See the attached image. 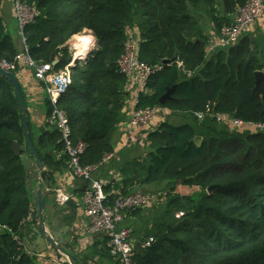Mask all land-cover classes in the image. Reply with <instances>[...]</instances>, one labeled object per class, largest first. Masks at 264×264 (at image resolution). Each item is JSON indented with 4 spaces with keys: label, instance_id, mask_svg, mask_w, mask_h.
Wrapping results in <instances>:
<instances>
[{
    "label": "trees",
    "instance_id": "16d2710c",
    "mask_svg": "<svg viewBox=\"0 0 264 264\" xmlns=\"http://www.w3.org/2000/svg\"><path fill=\"white\" fill-rule=\"evenodd\" d=\"M24 1L36 7L34 23L23 30V37L37 66L58 59L52 70H61L70 59L64 45L85 30L97 40L96 50L81 66L71 68V84L58 102L71 141L86 146L82 165H96L114 154L113 134L129 96V78L119 72L117 60L128 40L135 43L139 61L161 67L146 83L147 93H139L136 109H167L195 121L196 113L212 114L195 125L161 123L146 133L147 153L121 165L117 184L103 185L107 205L143 192L144 186L163 185L162 193H146L152 198L147 208L161 197L165 205L158 217L150 210L143 238L134 249V264H264V131L246 126L264 124V83L257 90L254 76L264 74V50L258 49L248 29L234 46L211 57L206 54V45L248 0ZM9 2L0 0V60L14 62L23 44L19 48L18 34L10 32L3 19L2 9ZM200 18L208 21L210 30ZM172 88V100L160 104ZM45 100L49 117L52 107ZM218 114L245 125L217 124L213 116ZM28 129L46 169L45 181L52 172L68 169L60 133L52 129L35 142L29 118ZM14 143L22 148L19 154L13 151ZM51 150L63 156L56 161ZM23 156L34 166L14 88L0 77V264H33L21 242L22 222L34 209L32 166L23 165ZM180 186L188 195L180 194ZM210 186L218 189L208 194ZM193 187L200 192L196 198L189 193ZM179 212L183 216L176 218ZM34 216L35 222V211Z\"/></svg>",
    "mask_w": 264,
    "mask_h": 264
},
{
    "label": "built area",
    "instance_id": "2783aa9c",
    "mask_svg": "<svg viewBox=\"0 0 264 264\" xmlns=\"http://www.w3.org/2000/svg\"><path fill=\"white\" fill-rule=\"evenodd\" d=\"M14 20L19 34L22 36L23 51L14 62L0 60V68L7 72L14 73L21 68L33 70L38 82L43 85L44 94L52 107L48 117V125L56 129L63 141L64 153L68 157V170L79 180L86 182L82 201L85 208L87 229L91 234H106L107 249L110 255L116 259V264H134L135 250L131 242L130 231L122 226L124 216L128 212L145 209L150 206L152 198L141 191H135L127 196H121L114 200L111 205L106 204V195L103 192V184L96 179V171L103 165L109 163L113 154L103 157V160L93 166L82 165L81 156L85 151V144L82 142L73 143L71 141V130L68 119L63 111L58 108V102L71 84V68L81 66L89 55L86 52L96 50L97 40L93 33L85 30L73 36L64 46L68 50L70 59L61 70H52V64L37 66L28 56L24 45L23 30L34 23L37 15L36 7L28 4L24 0H10ZM264 13V0H248L236 12L233 21L221 27L218 37L206 45L207 57L217 50H224L234 46L244 33L258 20ZM84 39V40H81ZM80 40V41H79ZM84 43V44H83ZM136 45L131 40L125 42L123 51L117 60V67L121 74H125L129 79L137 82V93L134 97V109L127 123L125 138L128 143L134 141L135 132L145 128L153 119L157 109L141 110L136 109L139 93L146 94V83L149 78L161 69L160 66L152 68L138 60L136 56ZM178 68H182L179 60H176ZM190 76V74H188ZM212 114L196 113L197 120H203ZM217 124L240 128L245 124L242 121L232 119L225 115H214ZM255 131H264V124L246 125ZM70 197L62 191H56V204L63 207L69 202ZM183 216V212L176 214V218ZM34 209L28 213L23 220V225H28L34 221ZM146 241L145 245H148Z\"/></svg>",
    "mask_w": 264,
    "mask_h": 264
},
{
    "label": "crops",
    "instance_id": "0c3cea01",
    "mask_svg": "<svg viewBox=\"0 0 264 264\" xmlns=\"http://www.w3.org/2000/svg\"><path fill=\"white\" fill-rule=\"evenodd\" d=\"M2 16L6 23L7 29L12 32L18 38V45L21 48L22 36L19 34L17 25L15 24L12 8L10 2L6 7L2 9ZM253 37V40L259 42V48L264 50V13L258 18L249 30ZM253 41V42H255ZM19 84L22 88L24 95V103L28 112L30 132L33 134V140L37 142L40 134L46 133V137L53 127L48 125V116L46 114V97L44 94L43 85L38 82L34 76L33 70L29 68H21L15 73ZM137 82L135 79H129V85L127 90L129 96L125 99V106L121 110L120 121L115 127L113 134L114 154L112 160L101 166L95 173V177L103 185H108L110 182L118 183V170L121 165L132 158L143 157L147 153L145 144L146 133L154 131L161 123L168 122L172 125H195L196 121L193 117L187 114L174 113L167 109H157L151 122L143 129H139L135 132V139L133 142L128 143L125 138V131L127 123L134 109L133 102L137 93ZM200 139H196L198 144ZM51 154L55 156V160H59L63 154H58L51 150ZM30 160V159H29ZM32 161V160H30ZM32 163H34L32 161ZM45 169V167H44ZM46 170V169H45ZM34 170L30 172L32 174ZM38 187V183L35 180L30 182V189L35 190ZM163 185H148L144 186L143 192L149 194H156L161 191ZM86 188L84 181L77 179L67 168L61 171L52 172L49 181H44L43 191L45 192V209L44 214H50L59 210L65 217L66 226L69 232L75 235L74 240L70 244H65L64 249L69 250L70 256L76 261L77 264H116V259L113 258L107 249V236L106 234H91L87 229V220L85 215V208L83 206V193ZM62 191L65 195L70 197L71 204L60 207L56 204V191ZM181 195H188L184 187L179 188ZM190 195L194 198L199 196V190L193 187L189 190ZM156 203V200L153 204ZM34 211L35 206L33 205ZM153 206L143 209L137 213H126L122 226L128 228L130 231L131 242L136 249V246L143 238L145 227L149 223V216L152 214L148 211L154 212L152 215H157V212L153 210ZM36 220L34 223L24 226V230L21 236V242L26 254L33 258V264H68L67 260L62 257L61 259L55 258L54 254L47 252L44 255H37L35 253H29L25 248V241L31 234L30 229L37 225ZM31 242L30 240L28 241ZM146 244V240L144 241ZM35 250L37 247L32 246Z\"/></svg>",
    "mask_w": 264,
    "mask_h": 264
},
{
    "label": "water",
    "instance_id": "95a60500",
    "mask_svg": "<svg viewBox=\"0 0 264 264\" xmlns=\"http://www.w3.org/2000/svg\"><path fill=\"white\" fill-rule=\"evenodd\" d=\"M95 50H90L86 52L87 55L93 53ZM250 51H248L241 61H244L249 55ZM59 60L55 59L52 63V66H56ZM255 87L258 90L259 84L261 82L264 83V74L262 72H255ZM0 77L8 80L15 91V95L17 97L19 108L21 112V120L23 127V136L25 144L27 145L30 155L34 158V166L28 161L26 156L21 158V161L25 167L32 166V170L34 172L29 177V184L32 180L38 183V187L35 190L31 189L32 193V202L35 206V213L37 215V225L30 229L31 234L28 239L25 241V248L29 253H35L37 255H44L47 252H51L54 254L55 258L61 259L64 257L67 260L68 264H77L76 261L70 256L69 250L67 252L66 249L63 248L65 244H70V242L75 238V235L69 232L68 227L66 226L65 217L63 213L59 210H56L50 214H44L45 209V192L43 191V184L46 180V171L44 169V165L41 162L38 155L35 153L28 129V112L22 97V93L20 90V84L16 77V75L12 72L4 71L0 68ZM173 88L168 90L166 94H164L160 100V104H164L166 101L172 100L171 93ZM44 133L43 135H45ZM13 151L16 153H20L22 148L16 143L13 144ZM34 168V169H33ZM85 185L87 184L84 182ZM218 189V186H210L207 189L208 194H212L215 190ZM71 204V202H67L66 205ZM31 241L30 243L28 241ZM32 246L37 247L35 250Z\"/></svg>",
    "mask_w": 264,
    "mask_h": 264
},
{
    "label": "rangeland",
    "instance_id": "374dc122",
    "mask_svg": "<svg viewBox=\"0 0 264 264\" xmlns=\"http://www.w3.org/2000/svg\"><path fill=\"white\" fill-rule=\"evenodd\" d=\"M201 19V18H200ZM200 23H202V25L204 26V28H205V30L206 31H208V30H210V28H211V26H209L210 28H208V26H207V23H208V21L206 20V21H202V19L200 20ZM255 48V47H254ZM211 57V56H210ZM163 205H165V200H163L162 199V197L160 198V201L159 202H157L155 205H153V208H156L157 209V215H155V216H160V212H162V208H163ZM152 211V210H151ZM150 211V212H151ZM155 218V217H154ZM157 219V218H156Z\"/></svg>",
    "mask_w": 264,
    "mask_h": 264
},
{
    "label": "bare ground",
    "instance_id": "6f19581e",
    "mask_svg": "<svg viewBox=\"0 0 264 264\" xmlns=\"http://www.w3.org/2000/svg\"><path fill=\"white\" fill-rule=\"evenodd\" d=\"M81 40H84V39H81ZM80 41V40H79ZM84 44V43H83Z\"/></svg>",
    "mask_w": 264,
    "mask_h": 264
}]
</instances>
